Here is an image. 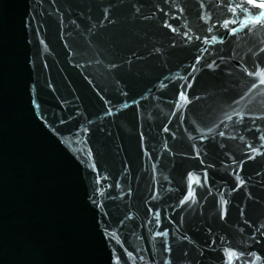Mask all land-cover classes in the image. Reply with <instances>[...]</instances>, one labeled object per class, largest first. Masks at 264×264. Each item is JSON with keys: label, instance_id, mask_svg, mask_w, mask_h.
<instances>
[{"label": "water", "instance_id": "1", "mask_svg": "<svg viewBox=\"0 0 264 264\" xmlns=\"http://www.w3.org/2000/svg\"><path fill=\"white\" fill-rule=\"evenodd\" d=\"M261 13L0 0V264H264Z\"/></svg>", "mask_w": 264, "mask_h": 264}, {"label": "snow or ice", "instance_id": "2", "mask_svg": "<svg viewBox=\"0 0 264 264\" xmlns=\"http://www.w3.org/2000/svg\"><path fill=\"white\" fill-rule=\"evenodd\" d=\"M250 3H253L255 7H258L260 9H264V0H259L257 3V0H249ZM261 15H264V13H261Z\"/></svg>", "mask_w": 264, "mask_h": 264}]
</instances>
